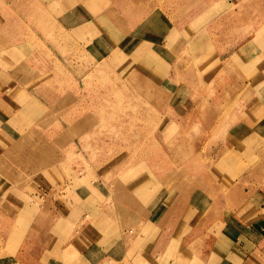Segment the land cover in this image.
I'll list each match as a JSON object with an SVG mask.
<instances>
[{
    "label": "rangeland",
    "instance_id": "1",
    "mask_svg": "<svg viewBox=\"0 0 264 264\" xmlns=\"http://www.w3.org/2000/svg\"><path fill=\"white\" fill-rule=\"evenodd\" d=\"M66 11L71 14L65 17ZM107 18L99 26L103 33L96 57L91 22ZM263 34L264 0H0V88L17 84L23 90L18 100L44 89L57 104L54 115L22 131L5 156L1 198L10 191L26 198L18 212L0 210V264H143L123 262L120 240L112 258L103 242L91 239L93 233L89 238V228L105 227L107 221L123 227V234L139 229L142 246L134 236L128 249L137 246L146 254L157 218H176L186 208L188 221L207 213L218 194L216 182L207 183L211 189L204 193L202 177L188 175L194 166L188 160L209 165L229 140L241 102L228 101L224 111H190L185 97L171 101L164 78L158 77L191 52L228 55ZM123 35L131 37L123 43L133 44L125 51ZM143 37L152 45L175 40L163 66L154 65L153 56L138 62ZM147 46L145 51L154 50ZM174 104L180 110H173ZM170 139L186 142L181 146ZM253 147L264 148L260 141ZM228 151L231 165L234 153ZM73 175L92 191L97 186L94 217L86 212L91 209L87 191L48 190L47 181L57 188V181ZM186 177L193 192L181 194L183 185L175 183L185 184ZM253 181L264 186V174ZM178 194V204L172 205ZM75 239L83 240L82 246ZM88 243L91 252L92 244L98 250L89 259L81 254ZM162 258L149 262L165 264Z\"/></svg>",
    "mask_w": 264,
    "mask_h": 264
},
{
    "label": "crops",
    "instance_id": "2",
    "mask_svg": "<svg viewBox=\"0 0 264 264\" xmlns=\"http://www.w3.org/2000/svg\"><path fill=\"white\" fill-rule=\"evenodd\" d=\"M51 14L54 15V13ZM70 14L71 12L67 13V11L63 13L65 17ZM99 21H101L99 24H96L95 21L91 22V31H89L90 34L93 33V53L96 57L99 53L98 39L103 33L99 26L105 22L108 23L109 19ZM123 37L121 48L125 51L122 43L126 37L128 39L131 37L126 35ZM140 39L142 42L144 41L142 47L151 45L154 50H150L153 52L151 55L150 51H145L150 46L141 47L140 55L137 56L138 62L142 63L147 56H153V64L163 66L165 64L164 57L167 52H170V46L174 44L175 40L170 39L165 44L154 42L152 45L150 42H146L150 40H146L145 37ZM89 40L91 39L89 38ZM136 43L139 45L141 41L136 40ZM188 45L190 49L191 41L189 40L185 47ZM202 51L199 54L191 52V55L189 54L184 59H177V63L173 65L170 63L169 73L161 74L158 78L160 80L164 78L163 85H165L168 95L171 96V101L174 99L177 101L181 96L185 97L186 109L190 111L199 113H210L220 109L224 111L227 110L225 106L228 101L235 103L238 100L239 103L241 102L240 108L235 110L237 112L235 123L228 132L229 140L227 143L224 141V145L217 148V155L212 157L209 165L195 163L194 157L188 160V165L194 164V166L193 172L190 173V170H187L189 172L187 174L189 177L193 176V179L197 175L202 177L200 187L204 193V188L211 189L207 183L216 182L218 194L216 198H212L213 204L216 203V206L212 204L207 209V213L197 216L194 221L193 218H190L189 221L186 219V209L188 208L184 209L185 211L180 210L181 214L176 218L170 217L171 215H165L162 218L156 217L154 223L157 226L151 235L153 240H150L144 247L146 254L143 251L137 252V246L128 249L127 243L133 242L134 236H136L138 246H142V235L139 229L128 228L123 234L121 233L123 227L119 229L117 223V226L113 228L107 221L105 227L98 224L99 228H89V238L93 233L91 239L98 244L103 242V247L106 246V249L104 247L105 253H109V255L114 254L112 252L120 240V255L123 262L139 260L143 264H150L149 261L160 256L163 257L165 264H264V186L253 181L256 177L264 174V167L261 165V160H264V148L254 150L253 147L259 141L264 147V34L255 37L253 35L228 55L226 52L223 54L215 52L211 58ZM202 60H204V66L199 67L198 63ZM183 67L186 70L185 73H182ZM155 70L157 69L155 68ZM232 72L233 75L229 76ZM10 74H12V70ZM22 91L17 84L0 88V181L3 178L2 166L5 156L7 151L13 149L17 137L22 135V131L30 127H37L42 120L54 115L51 109L55 110L57 106L49 98L47 90L28 91L24 99L18 100L17 98L22 95L19 92ZM246 95H249V100L244 99ZM192 107L193 109H189ZM174 108L173 110H180L178 104H174ZM52 121L54 122V120ZM170 126L177 128L178 123L171 121ZM170 142L181 145L186 140L170 139ZM225 144H231V147L229 148ZM179 147L175 146L176 150ZM227 150H231L228 151L229 154L234 153L231 165L230 160H227ZM248 159L252 161L248 162ZM180 160L183 161V158L180 157ZM227 165H230L229 168ZM260 169L261 171H258ZM75 176L57 181L55 183L57 188L51 186V183L47 181L48 190L60 191L61 189L70 193L87 191L88 207L91 209L86 212L93 213L94 217L98 212L96 207L99 206V197L95 191L97 186H93L92 191L91 185L83 186L80 181L76 183L77 178L80 180V177L76 178ZM189 177H186L185 184H181L179 181L175 183L176 187L183 185L180 190L181 194H186L191 189ZM197 190L200 189L197 188L195 192ZM1 194L0 188V210L6 209L10 214L18 212L21 208L22 198H26L25 195H22L24 193L20 194L17 191H10L9 195L4 198H1ZM178 199L179 194L173 199L172 205L178 204ZM176 209L179 211V207ZM132 229L134 231H131ZM75 240L76 245L82 246L83 240ZM89 245L90 243H88L87 249L85 248L81 252V254L84 252L88 259L98 251L97 247L92 244L93 252H91ZM98 248L101 250L100 247Z\"/></svg>",
    "mask_w": 264,
    "mask_h": 264
},
{
    "label": "bare ground",
    "instance_id": "3",
    "mask_svg": "<svg viewBox=\"0 0 264 264\" xmlns=\"http://www.w3.org/2000/svg\"><path fill=\"white\" fill-rule=\"evenodd\" d=\"M112 23H114V22H112ZM130 46H133V44L128 42V41L126 43H122V47H124V48L130 47Z\"/></svg>",
    "mask_w": 264,
    "mask_h": 264
}]
</instances>
